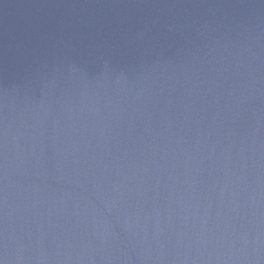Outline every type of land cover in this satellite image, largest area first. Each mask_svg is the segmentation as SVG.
Returning a JSON list of instances; mask_svg holds the SVG:
<instances>
[{"label": "water", "instance_id": "obj_1", "mask_svg": "<svg viewBox=\"0 0 264 264\" xmlns=\"http://www.w3.org/2000/svg\"><path fill=\"white\" fill-rule=\"evenodd\" d=\"M0 264H264V0H0Z\"/></svg>", "mask_w": 264, "mask_h": 264}]
</instances>
